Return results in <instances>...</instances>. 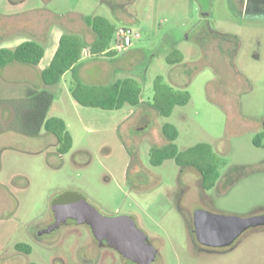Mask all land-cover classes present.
<instances>
[{"label": "rangeland", "instance_id": "1", "mask_svg": "<svg viewBox=\"0 0 264 264\" xmlns=\"http://www.w3.org/2000/svg\"><path fill=\"white\" fill-rule=\"evenodd\" d=\"M240 3L0 0V22L23 11L25 25L45 23L44 60L59 29L95 40L86 15L139 33L128 50L84 59L80 81L106 85L132 77L141 88L138 105L102 109L73 103L65 90L74 81L71 73L57 87L47 86L54 97L48 114L65 119L73 143L59 154L23 137L9 141L15 149L0 153V264H134L98 242L86 224L67 219L53 227L56 205L73 192L103 215L130 216L156 251L152 264H264L262 227L245 230L223 248L200 245L192 231V213L199 208L239 216L264 213V147L252 143L264 130V0H250L243 10ZM62 23L69 24L67 30ZM28 35L13 39L40 41ZM115 45L116 35L110 48ZM96 70L104 76L95 78ZM157 76L189 93L169 116L155 106ZM165 123L176 128L179 151L211 144L221 159L213 187L203 188L199 171L173 158L150 163V149L168 143ZM19 242L28 244L30 253L16 251Z\"/></svg>", "mask_w": 264, "mask_h": 264}, {"label": "trees", "instance_id": "2", "mask_svg": "<svg viewBox=\"0 0 264 264\" xmlns=\"http://www.w3.org/2000/svg\"><path fill=\"white\" fill-rule=\"evenodd\" d=\"M83 21L95 34V40L87 43L78 34L62 33L49 65L41 72L44 84H57L67 70L74 71L83 51H88L91 55L116 54L115 49L110 48V43L115 38L117 27L101 15H86L83 16ZM173 53H177V50L175 49ZM43 55L44 46L35 40L23 41L13 49L1 47L0 69L13 62L37 65ZM154 91L155 106L164 116H169L175 105L185 104L189 100L187 91L173 90L171 86L163 82L161 76H157L154 81ZM140 93L141 88L132 77L118 78L106 85H91L83 83L75 76L71 89L72 97L80 105L102 109H120L125 104L136 106L141 102ZM28 95L32 97L36 109L25 116L23 131L35 135L38 133L39 126L43 124L46 130L56 135L57 152L67 153L71 149L73 139L66 122L59 116H47L53 96L45 91L37 92L36 90H31ZM34 123L35 128H32ZM162 132L168 139V143L150 149V163L160 165L165 159L173 158L180 166L195 167L200 173L203 188L213 187L220 175L218 167L221 159L211 144L200 142L179 151L174 143L178 134L176 128L170 123H165ZM252 143L256 147H264V130L253 136ZM261 227L264 228V226ZM15 249L22 253L31 251L28 244L21 242L15 244Z\"/></svg>", "mask_w": 264, "mask_h": 264}, {"label": "crops", "instance_id": "3", "mask_svg": "<svg viewBox=\"0 0 264 264\" xmlns=\"http://www.w3.org/2000/svg\"><path fill=\"white\" fill-rule=\"evenodd\" d=\"M22 13L23 11H21L20 14L19 12H16L15 14L12 15V16L15 15L14 16L15 18L13 17L3 18L1 20L0 48L6 47L13 49L23 41L35 40V39H25V37L21 39L16 37L13 39L14 34L23 35L24 32H27L30 38L39 39L40 41H37L39 43L47 40V36H45V33H43L46 26L45 23L38 22L39 21L38 20L36 23L28 22L25 25ZM61 25H62L61 27L62 29L67 30V26L69 24L62 23ZM89 29L90 28L87 29V32L91 31ZM64 32H62L61 29H59L53 35L50 45L51 52L49 53L47 60H44L46 58V47L41 43L44 46V55L41 61L37 65H30L21 62H13L5 65L0 69V139H1L0 153H3L5 150L15 149L13 145H8L9 141L13 142V141H17L18 139L22 141L23 137H29L31 139L29 140L30 145H41L44 146V148L49 151L52 150L53 148L57 150L58 140L56 135L53 132L46 130L43 124L39 126L38 133L35 135L25 133L23 131V127H24V118L27 115V113L36 109L35 108L36 104L33 103L32 97H29L28 95L31 90H36L37 92L45 91L49 93L47 91V86L57 87L58 85H60L62 81H65L69 73L72 74L73 79H75L76 76L79 80H82V70H83L82 62L84 59H87L88 57L91 56V54L88 51L82 52L81 58L77 66L75 67V70L74 71L67 70L61 76V79L57 84L46 85L44 84L41 78V72L44 68H46L49 65L58 46L59 38L61 34ZM86 42L89 43L88 41ZM94 74H95V78L104 76V72L102 70H96ZM73 84L74 81L72 82V85L66 87L65 90H67L68 95L73 99V103L76 105H80L79 103H77V101L74 100V98L71 95V89L73 87ZM86 84L97 85L95 84V82L86 83ZM49 110L47 112V116H53L48 114ZM66 125L68 128L67 123ZM32 126H33L32 128H35V123ZM2 163L3 160L0 157V169ZM2 184L3 183L0 182V185Z\"/></svg>", "mask_w": 264, "mask_h": 264}, {"label": "water", "instance_id": "4", "mask_svg": "<svg viewBox=\"0 0 264 264\" xmlns=\"http://www.w3.org/2000/svg\"><path fill=\"white\" fill-rule=\"evenodd\" d=\"M53 227L72 219L88 225L95 239L115 249L122 258L134 264H152L156 251L145 234L128 215L106 216L92 206L83 195L73 192L56 205ZM264 226V213L247 216L231 215L196 209L192 213L195 240L209 248H223L247 229Z\"/></svg>", "mask_w": 264, "mask_h": 264}, {"label": "built area", "instance_id": "5", "mask_svg": "<svg viewBox=\"0 0 264 264\" xmlns=\"http://www.w3.org/2000/svg\"><path fill=\"white\" fill-rule=\"evenodd\" d=\"M116 45L117 51L126 50L131 47L133 40L139 38V33L133 32L129 27L121 26L116 30Z\"/></svg>", "mask_w": 264, "mask_h": 264}, {"label": "flooded vegetation", "instance_id": "6", "mask_svg": "<svg viewBox=\"0 0 264 264\" xmlns=\"http://www.w3.org/2000/svg\"><path fill=\"white\" fill-rule=\"evenodd\" d=\"M249 1H250V0H240V2H241L240 4H241V6H242V8H241L242 10L244 9L245 4H246V3L248 4ZM191 220H192V218H191Z\"/></svg>", "mask_w": 264, "mask_h": 264}]
</instances>
